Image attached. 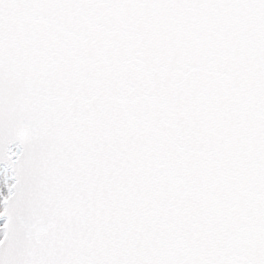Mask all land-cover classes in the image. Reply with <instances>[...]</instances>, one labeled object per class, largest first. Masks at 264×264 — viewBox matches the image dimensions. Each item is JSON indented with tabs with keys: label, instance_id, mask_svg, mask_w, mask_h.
<instances>
[{
	"label": "snow or ice",
	"instance_id": "obj_1",
	"mask_svg": "<svg viewBox=\"0 0 264 264\" xmlns=\"http://www.w3.org/2000/svg\"><path fill=\"white\" fill-rule=\"evenodd\" d=\"M0 264H264V0H0Z\"/></svg>",
	"mask_w": 264,
	"mask_h": 264
}]
</instances>
